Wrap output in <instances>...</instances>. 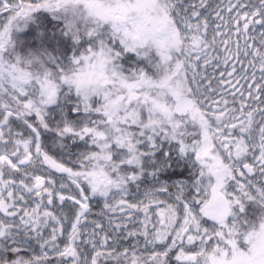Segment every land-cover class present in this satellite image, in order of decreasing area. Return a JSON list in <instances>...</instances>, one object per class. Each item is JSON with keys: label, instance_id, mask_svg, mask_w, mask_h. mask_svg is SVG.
Wrapping results in <instances>:
<instances>
[{"label": "snow or ice", "instance_id": "obj_1", "mask_svg": "<svg viewBox=\"0 0 264 264\" xmlns=\"http://www.w3.org/2000/svg\"><path fill=\"white\" fill-rule=\"evenodd\" d=\"M0 264H264V0H0Z\"/></svg>", "mask_w": 264, "mask_h": 264}]
</instances>
